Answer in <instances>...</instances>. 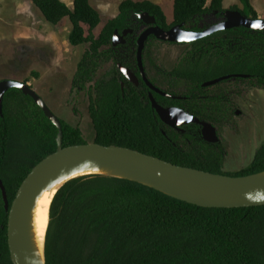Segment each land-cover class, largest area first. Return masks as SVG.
Returning a JSON list of instances; mask_svg holds the SVG:
<instances>
[{
	"label": "trees",
	"instance_id": "1",
	"mask_svg": "<svg viewBox=\"0 0 264 264\" xmlns=\"http://www.w3.org/2000/svg\"><path fill=\"white\" fill-rule=\"evenodd\" d=\"M27 1L33 2L51 25L70 20L72 47L89 45L72 88L90 92L89 114L95 131L92 143L131 149L212 174L247 177L264 172V145L248 167L226 172L224 147L206 142L200 126L191 124L179 131L165 125L152 107L151 89L138 66L134 21L141 14L154 17L165 31L183 25L185 30L202 32L199 20L210 13L224 14L225 0H212L210 6L208 0H174L172 24L159 5L124 0L118 16L108 21L98 38L93 32L102 19L91 0H75L73 9L62 0ZM239 1L244 8L232 11L259 19L251 0ZM127 30L134 34L128 37V55L121 56L113 39L116 32L122 35ZM151 41L158 40L150 37L144 60ZM181 45L189 51L169 73V79L185 84L186 90L181 95L166 92L176 99L153 93L162 107L180 108L217 128L235 114V104L226 91L228 83L264 89V32L240 27ZM116 58L123 59L116 62ZM111 61L116 62L115 73L96 82L100 68ZM119 64L136 73L139 86L126 79ZM235 75L248 78L224 81L216 85L213 94L212 87H203ZM34 76L40 77L38 73ZM150 82L157 86L154 80ZM23 83L28 85L29 81ZM61 122L64 148L90 144L79 127ZM58 135V128L31 97L19 89L6 94L0 116V180L10 207L32 170L57 152ZM8 225L9 212L0 188V264H13ZM46 264H264V207L202 208L134 181L106 176L78 178L68 182L52 203Z\"/></svg>",
	"mask_w": 264,
	"mask_h": 264
},
{
	"label": "rangeland",
	"instance_id": "2",
	"mask_svg": "<svg viewBox=\"0 0 264 264\" xmlns=\"http://www.w3.org/2000/svg\"><path fill=\"white\" fill-rule=\"evenodd\" d=\"M62 1L71 9L74 8L75 0ZM123 1L91 0V5L100 13L102 19L100 26L93 32L96 38L108 21L118 16ZM134 1H151L159 5L166 14L168 24L173 23L174 0ZM211 2L212 0H208L209 6ZM251 2L259 19L264 20V0ZM234 7L240 10L244 8L239 0H227L224 8L227 12ZM220 22L219 16L207 15L199 20V28L209 29ZM134 26L137 28L136 39L148 29L140 18L135 19ZM85 29L88 35L89 30ZM70 33L69 19L57 26L51 25L44 20L31 1L0 0V82L29 81L28 85L58 118L79 127L86 140L92 143L95 131L89 114L90 92H76L72 88L78 65L89 45L72 47L69 43ZM126 46H117L119 55H128ZM188 51L183 45L151 41L147 45L144 60L147 77L154 80L163 91L181 95L186 90L185 84L170 81L169 73L185 58ZM122 59L116 58V62ZM124 61L133 68L136 67L130 59L125 58ZM116 62L105 63L95 81L109 79L116 71ZM35 73L40 77L36 78ZM173 85L177 87L175 90ZM216 88L212 86V94L217 92ZM226 91L235 104V112L240 114H230L225 124L217 127V131L220 144L226 151L225 171L238 172L251 164L258 149L264 145V89L232 81L228 83Z\"/></svg>",
	"mask_w": 264,
	"mask_h": 264
},
{
	"label": "water",
	"instance_id": "3",
	"mask_svg": "<svg viewBox=\"0 0 264 264\" xmlns=\"http://www.w3.org/2000/svg\"><path fill=\"white\" fill-rule=\"evenodd\" d=\"M224 15L226 16L224 22L202 32L185 30L183 29V25L165 31L156 25V19L149 14L146 13L139 16L140 20H142L145 25L150 26L138 39L137 61L141 77L151 89L150 101L153 109L157 112L162 122L173 129L180 131L182 126L191 124L200 126L202 128L201 134L203 139L211 144L220 143L218 131L215 126L199 120L184 110L178 108H164L158 104L153 93L166 98L176 99V97L164 92L150 82L144 66V50L150 37H155L160 42L181 45L192 44L212 36L215 33L240 27L252 31L264 32L263 19L254 20L252 18H247L239 11H227ZM132 33L133 30L125 31L123 35L116 32L113 39V46L117 47L121 43H124L125 38ZM118 67L128 81L136 86L140 85L138 77L131 69L121 64H119ZM241 78L247 79L248 76H226L205 83L203 87H212L227 80ZM12 89H19L24 95L31 97L43 110L45 116L51 120L59 130L57 152L47 157L32 170L30 175L23 182L11 207L6 188L0 180V188L3 193L6 210L9 212L8 237L13 264H34L26 238V224L31 203L38 192L58 175L75 169L79 170L90 165L122 169L162 189L151 187L139 181L107 175H86L76 177L72 180L88 176H106L134 181L156 189L175 199L202 208L242 209L264 207V181L254 180L257 176L264 174V172L247 177H231L177 166L159 158L123 147H105L90 143L87 145L64 148V134L61 119L51 111L45 101L29 85L11 80L0 82V116H3L5 96ZM237 114L239 115L240 113Z\"/></svg>",
	"mask_w": 264,
	"mask_h": 264
},
{
	"label": "bare ground",
	"instance_id": "4",
	"mask_svg": "<svg viewBox=\"0 0 264 264\" xmlns=\"http://www.w3.org/2000/svg\"><path fill=\"white\" fill-rule=\"evenodd\" d=\"M86 175H107L139 181L143 184L162 189L157 185L143 180L128 171L111 167H97L90 165L82 169H75L62 173L44 186L33 199L27 217L26 238L34 264H45V244L50 224V210L54 198L59 190L70 180ZM254 180L264 181V174Z\"/></svg>",
	"mask_w": 264,
	"mask_h": 264
},
{
	"label": "flooded vegetation",
	"instance_id": "5",
	"mask_svg": "<svg viewBox=\"0 0 264 264\" xmlns=\"http://www.w3.org/2000/svg\"><path fill=\"white\" fill-rule=\"evenodd\" d=\"M212 14H215V15H217V16L220 17V19H221V22H220V23H222V22L225 21V18L223 17L224 14H221V13H219V12H215V13H210V14H207V15H212ZM207 15H205V16H207ZM205 16H204V17H205ZM204 17H203V18H204ZM220 23H219V24H220ZM156 25H157V23H156ZM217 25H218V24H217ZM146 26H147V25H146ZM147 27L149 28L150 26H147ZM146 30H147V29H145V31H146ZM205 30H206V29H203V31H205ZM145 31H143V33H144ZM136 33H137V32H136ZM143 33H142V34H143ZM133 34H134V31H133V33H132L131 35H133ZM142 34H141V35H142ZM122 35H123V34H122ZM129 35H130V34H129ZM129 35L125 38V42L120 44L121 46H126V45L128 44V37H129ZM141 35H140V36H141ZM138 39H139V38H138ZM120 45H119V46H120ZM132 71H133V70H132ZM133 72H134V71H133ZM134 73H135V72H134ZM135 74H136V73H135ZM148 78H149V77H148ZM149 80H150V79H149ZM168 83H169V85H170V81H168ZM170 86H171V85H170ZM156 87H158V86H156ZM161 90H162V89H161ZM177 99H179V98H177ZM178 109H180V108H178ZM181 110H182V109H181ZM187 113H188V112H187ZM235 114H237V112H235ZM190 115H191V114H190ZM192 116H193V115H192ZM185 126H188V125H184V126H182V127H185ZM182 127H181V128H182Z\"/></svg>",
	"mask_w": 264,
	"mask_h": 264
},
{
	"label": "crops",
	"instance_id": "6",
	"mask_svg": "<svg viewBox=\"0 0 264 264\" xmlns=\"http://www.w3.org/2000/svg\"><path fill=\"white\" fill-rule=\"evenodd\" d=\"M227 2V0H225V2H224V7H225V3Z\"/></svg>",
	"mask_w": 264,
	"mask_h": 264
}]
</instances>
